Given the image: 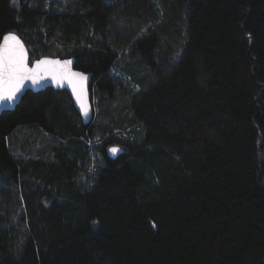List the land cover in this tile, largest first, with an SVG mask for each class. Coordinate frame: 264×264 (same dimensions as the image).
<instances>
[{
    "label": "trees",
    "instance_id": "obj_1",
    "mask_svg": "<svg viewBox=\"0 0 264 264\" xmlns=\"http://www.w3.org/2000/svg\"><path fill=\"white\" fill-rule=\"evenodd\" d=\"M8 32L92 72L95 116L0 114V264H264V0H0Z\"/></svg>",
    "mask_w": 264,
    "mask_h": 264
},
{
    "label": "water",
    "instance_id": "obj_2",
    "mask_svg": "<svg viewBox=\"0 0 264 264\" xmlns=\"http://www.w3.org/2000/svg\"><path fill=\"white\" fill-rule=\"evenodd\" d=\"M9 33L15 34L18 37L21 44L23 45L26 53V62L30 68L35 67L37 61L46 60V61H51L53 63L43 65L42 67L53 69V71H43L39 73L36 76V79L39 81V83H33L31 80L24 81L23 85L20 88V91L17 92L16 98L13 101L0 102V114L4 111L14 110L17 107V105L20 103L22 97L28 91L39 92L47 88H53L55 90H66L70 94L74 107L77 109L82 119V122L85 125L90 124L95 116L93 92L91 87L93 80L92 72H85L83 70L76 68L75 57L61 58V57L43 56L30 63L29 51L24 40L16 32H8L5 35ZM2 43H3V38L0 44ZM57 61L59 62V64L55 63ZM66 61L70 63H68L65 66ZM62 67H64L66 70H70L73 73H82L85 79L81 80L79 77H73L71 79L62 78L61 74L58 71H55V69H59ZM113 147L118 148V151L116 153L110 151ZM122 152H123V148L120 145H112L107 149L108 155L113 158L117 157Z\"/></svg>",
    "mask_w": 264,
    "mask_h": 264
},
{
    "label": "snow or ice",
    "instance_id": "obj_3",
    "mask_svg": "<svg viewBox=\"0 0 264 264\" xmlns=\"http://www.w3.org/2000/svg\"><path fill=\"white\" fill-rule=\"evenodd\" d=\"M53 62L39 60L35 67L30 68L26 62V53L23 45L15 34L9 33L3 37V43L0 44V102H11L16 98L23 82L31 80L33 83H39L36 76L43 71H53V69L43 68V65ZM59 64V62H55ZM70 62H65V66ZM61 74L62 78L71 79L79 77L85 79L82 73H73L64 67L55 69ZM111 152L116 153L118 148L113 147Z\"/></svg>",
    "mask_w": 264,
    "mask_h": 264
},
{
    "label": "rangeland",
    "instance_id": "obj_4",
    "mask_svg": "<svg viewBox=\"0 0 264 264\" xmlns=\"http://www.w3.org/2000/svg\"><path fill=\"white\" fill-rule=\"evenodd\" d=\"M95 156H96V157H95V158H96L95 160H98V159H99V157H98L97 155H95Z\"/></svg>",
    "mask_w": 264,
    "mask_h": 264
},
{
    "label": "bare ground",
    "instance_id": "obj_5",
    "mask_svg": "<svg viewBox=\"0 0 264 264\" xmlns=\"http://www.w3.org/2000/svg\"><path fill=\"white\" fill-rule=\"evenodd\" d=\"M121 145V144H120Z\"/></svg>",
    "mask_w": 264,
    "mask_h": 264
}]
</instances>
